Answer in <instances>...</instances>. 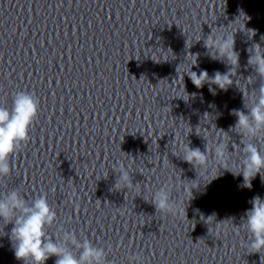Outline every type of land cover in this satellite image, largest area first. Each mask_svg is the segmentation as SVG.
I'll use <instances>...</instances> for the list:
<instances>
[{
	"label": "clouds",
	"instance_id": "obj_1",
	"mask_svg": "<svg viewBox=\"0 0 264 264\" xmlns=\"http://www.w3.org/2000/svg\"><path fill=\"white\" fill-rule=\"evenodd\" d=\"M248 31L251 35H255L254 30ZM235 32L224 31L215 34L211 32L204 41L213 59H224L232 65V69L227 74L216 72L211 79L220 89L232 85L230 73L239 64V54L235 51ZM249 54L248 64L264 78V47L256 43L249 49ZM188 76L197 88L205 81H209L206 71H202L199 75L191 71V75ZM245 99L247 114L242 110L232 112L237 117L232 130L242 135L243 158L240 160L238 172L228 171L236 175L242 173L244 186L251 188V180L257 173L264 175V152L260 147L264 144V85L259 87L258 93H246ZM39 110V98L34 92L28 91L15 92L11 108L6 104H0V180L5 181V178L11 175L10 159L22 145L28 142ZM206 141L205 151H201L199 147L192 148L188 144H181L183 160L195 168L199 166L207 169L211 155L218 163L226 165L230 153L229 143L223 138L213 142ZM112 169L118 174L114 185L116 190L125 188L129 190L138 185V183L133 185L130 166L126 167L123 161L113 164ZM151 203L161 213L176 215L178 211H182L171 200V191L167 187L156 190L152 195ZM250 203L252 207L246 211V218L239 227L249 233L251 242L247 246L254 250L253 252L261 253L264 250V199L256 196ZM0 220L5 225H13L10 240L16 259L23 261L24 264H45L53 256L56 257L55 264H112L104 247L95 246L87 237L81 242L75 231H64L61 227L55 239L48 234L47 230L57 220V213L50 205L47 194L38 195L29 203L19 188L3 193L0 196ZM108 247L111 248L110 245ZM130 260L143 264L139 255L130 257Z\"/></svg>",
	"mask_w": 264,
	"mask_h": 264
}]
</instances>
